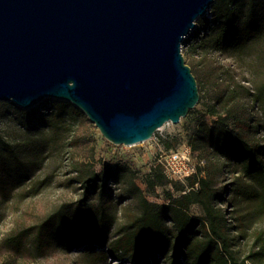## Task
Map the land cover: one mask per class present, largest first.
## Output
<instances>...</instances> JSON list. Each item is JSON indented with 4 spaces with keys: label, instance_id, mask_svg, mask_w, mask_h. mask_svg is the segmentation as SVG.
Instances as JSON below:
<instances>
[{
    "label": "trees",
    "instance_id": "obj_1",
    "mask_svg": "<svg viewBox=\"0 0 264 264\" xmlns=\"http://www.w3.org/2000/svg\"><path fill=\"white\" fill-rule=\"evenodd\" d=\"M247 1L244 22L237 27L243 0H216L209 11L211 18L204 24L214 33L209 40L211 48H223L236 35L240 45L261 35L263 16L256 13L257 0ZM240 96L236 87L229 86L217 90L203 104L211 123L198 121L187 143L192 152L209 151L215 159L197 166L195 173L185 178L186 184L168 180L157 167L152 169L145 180L146 192L171 185L178 196L168 192V204L150 202L136 183L137 172L117 164L104 169L99 179L72 181L78 185L79 199L71 206L61 205L32 225L10 231L2 240L5 251L22 259L29 249L40 254L53 240L67 246H102L114 230L108 253L125 255L132 264L154 263L165 253L169 254L168 264H264V230L253 232V249L238 257L232 248L227 214L217 206L223 192L215 184L221 172L219 160H224L254 183V187H239L235 193L256 200L257 211L264 216V143L251 138V122L242 113ZM248 96L251 102L264 104V83ZM201 101L199 95L198 103ZM14 108L23 129L46 130L55 136L67 133L75 116L70 104L58 101L44 102L30 111ZM261 128L264 132V123ZM19 153L14 144L0 136V173L15 178L17 185L28 170L27 161ZM43 184L33 182L16 196L31 198L37 193L31 189ZM110 185L118 186L120 201L131 203L122 207L121 222L106 204V200L112 201ZM193 205L201 208V219L190 214Z\"/></svg>",
    "mask_w": 264,
    "mask_h": 264
},
{
    "label": "water",
    "instance_id": "obj_2",
    "mask_svg": "<svg viewBox=\"0 0 264 264\" xmlns=\"http://www.w3.org/2000/svg\"><path fill=\"white\" fill-rule=\"evenodd\" d=\"M216 0H0V102L80 110L114 145L150 139L199 101L182 42Z\"/></svg>",
    "mask_w": 264,
    "mask_h": 264
},
{
    "label": "rangeland",
    "instance_id": "obj_3",
    "mask_svg": "<svg viewBox=\"0 0 264 264\" xmlns=\"http://www.w3.org/2000/svg\"><path fill=\"white\" fill-rule=\"evenodd\" d=\"M247 2L243 0L237 27H241L244 22ZM255 7L258 16H263V32L259 37L249 39L242 45L236 35L223 48H211L209 40L214 33L204 25L211 18L209 12L206 19L202 17L196 21L195 30L182 42V54L195 77L202 101L181 118L179 123H166L144 142L131 146L111 144L71 104L75 116L67 133L55 136L46 130L27 131L23 129L22 119L14 108L17 106L0 102V136L14 144L20 152L19 155L28 164L27 174L21 185L16 184L15 178L0 173V264H132L125 255L108 253L107 249L115 238L114 230L107 234L102 246L88 247L84 243L67 246L53 240L40 254L29 249L22 259L5 251L2 240L10 231L40 221L63 204H74L79 199L80 191L78 185L72 181L78 178L81 181L99 179L104 169L114 168L117 164L126 165L137 172L136 183L150 202L168 204V192L174 197L178 196L171 185L157 186L149 193L146 192L145 180L152 169L157 167L168 180L186 184L184 178L166 176L164 161L159 156L189 147L188 138L198 121L211 123L212 118L204 114L203 104L209 102L217 90L229 86L238 89L241 94L242 113L251 122L250 136L253 140L264 143V132L261 128L264 123V104L253 103L248 96V93L257 92L264 83V0H257ZM54 101L58 100L46 99L39 105ZM212 159L215 158L209 151H191L190 165L196 170L201 165L200 162L203 165ZM219 164L221 172L215 186L223 192V196L217 206L227 214L232 248L242 258L254 247L253 232L264 230V216L258 213L256 200L235 193L239 187H254V183L243 177L237 166L224 160H219ZM83 168L90 170L86 178L81 175ZM33 182L44 183L37 189H31L32 193L37 192L36 195L27 199L16 196ZM110 188L112 201L106 200V204L115 213L117 222H121L122 207L131 203L120 201L117 185H110ZM190 214L199 219L203 216L197 205L190 207ZM168 261L169 254L165 253L157 262L146 264H168Z\"/></svg>",
    "mask_w": 264,
    "mask_h": 264
},
{
    "label": "built area",
    "instance_id": "obj_4",
    "mask_svg": "<svg viewBox=\"0 0 264 264\" xmlns=\"http://www.w3.org/2000/svg\"><path fill=\"white\" fill-rule=\"evenodd\" d=\"M190 154V147H185L184 149L170 152L167 155H160V159L164 161L165 164L166 176L185 179L195 173V168L190 165ZM200 164L202 165V162H200Z\"/></svg>",
    "mask_w": 264,
    "mask_h": 264
},
{
    "label": "bare ground",
    "instance_id": "obj_5",
    "mask_svg": "<svg viewBox=\"0 0 264 264\" xmlns=\"http://www.w3.org/2000/svg\"><path fill=\"white\" fill-rule=\"evenodd\" d=\"M90 173V170L83 168L81 169V175L86 178V176Z\"/></svg>",
    "mask_w": 264,
    "mask_h": 264
}]
</instances>
